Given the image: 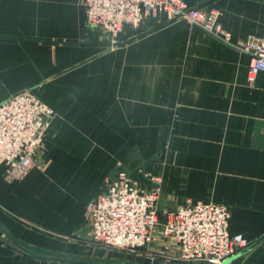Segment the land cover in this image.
Here are the masks:
<instances>
[{
  "label": "crops",
  "instance_id": "1",
  "mask_svg": "<svg viewBox=\"0 0 264 264\" xmlns=\"http://www.w3.org/2000/svg\"><path fill=\"white\" fill-rule=\"evenodd\" d=\"M186 2L217 9L231 42L164 13L113 38L81 0H0V101L32 89L55 111L42 167L10 182L0 162V264H75L8 235L120 263L92 239L87 203L136 168L160 177L162 220L189 200L226 204L250 242L227 264H264V71L250 85L235 45L264 38V0Z\"/></svg>",
  "mask_w": 264,
  "mask_h": 264
},
{
  "label": "built area",
  "instance_id": "2",
  "mask_svg": "<svg viewBox=\"0 0 264 264\" xmlns=\"http://www.w3.org/2000/svg\"><path fill=\"white\" fill-rule=\"evenodd\" d=\"M81 1L88 23L113 38L127 25L139 26L147 16L164 13L169 21H186L231 42V33L221 23L217 9L190 6L186 0ZM235 45L251 54L247 80L253 85L264 71V38L251 36ZM54 115V109L32 89L0 101V162L6 163L7 181L21 180L34 167H42ZM160 195L159 176H152V184L146 185L120 171L106 191L87 203L92 239L110 248L139 251L152 260L165 257L203 264H225L249 246L242 233H230L231 211L226 204L189 200L162 220Z\"/></svg>",
  "mask_w": 264,
  "mask_h": 264
},
{
  "label": "water",
  "instance_id": "3",
  "mask_svg": "<svg viewBox=\"0 0 264 264\" xmlns=\"http://www.w3.org/2000/svg\"><path fill=\"white\" fill-rule=\"evenodd\" d=\"M130 177L140 183L146 184V185H151L152 184V176L149 175L148 173H146L145 171H143L141 168H136L134 169L131 173H130ZM8 241L10 243H12L13 245H15L17 248H19L20 250L36 256V257H43V258H50V259H54V260H59V261H66V262H71V263H75V264H141V263H129V262H120V263H100V262H93L90 260H86V259H71V258H64V257H59V256H43V255H38L33 253L30 249H28L27 247H25L24 245H22L20 242H18L14 237H12L11 235H8ZM229 260H227L225 262L228 263Z\"/></svg>",
  "mask_w": 264,
  "mask_h": 264
},
{
  "label": "rangeland",
  "instance_id": "4",
  "mask_svg": "<svg viewBox=\"0 0 264 264\" xmlns=\"http://www.w3.org/2000/svg\"><path fill=\"white\" fill-rule=\"evenodd\" d=\"M109 251H113L118 253L119 258L121 259V262H136V263H141V264H178L180 261H170L165 257H156L157 259L152 260L151 257L149 258L148 256H146V254H142L139 251L136 252H129L126 250H122V249H117V248H110L105 246ZM107 250V251H108ZM163 259V260H162ZM183 264H193L194 262H181ZM197 264V263H196ZM198 264H203L201 262H198ZM227 264V263H226Z\"/></svg>",
  "mask_w": 264,
  "mask_h": 264
}]
</instances>
